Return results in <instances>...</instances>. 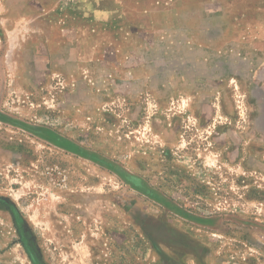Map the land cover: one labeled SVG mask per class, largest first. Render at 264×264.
Segmentation results:
<instances>
[{
  "label": "rangeland",
  "instance_id": "374dc122",
  "mask_svg": "<svg viewBox=\"0 0 264 264\" xmlns=\"http://www.w3.org/2000/svg\"><path fill=\"white\" fill-rule=\"evenodd\" d=\"M0 264H264V0H0Z\"/></svg>",
  "mask_w": 264,
  "mask_h": 264
},
{
  "label": "trees",
  "instance_id": "16d2710c",
  "mask_svg": "<svg viewBox=\"0 0 264 264\" xmlns=\"http://www.w3.org/2000/svg\"><path fill=\"white\" fill-rule=\"evenodd\" d=\"M47 135L49 136L48 138L45 139H57L59 142H63L65 144L66 147H64V149H66L67 151L69 150V147H74L76 149H74L75 154L76 155H81V156H85L87 155L86 151H81L79 148H77L76 146L73 145V143H71L70 141H68L67 139L62 138L60 135L56 134V133H51L50 130H46ZM51 137V138H50ZM90 154V153H88ZM95 157V158H94ZM98 159L97 155H93L91 157V160H95ZM109 162L107 160H104L103 162ZM110 163V162H109ZM112 164V163H110ZM117 173L119 174V176H122L126 181H128V183H131V185L137 189H144L146 196H149L157 201H159L160 199L156 197L157 193L156 191L150 187L146 182H144L140 177L132 175L131 173H128L127 171H125L124 169H122L121 167L118 166V170Z\"/></svg>",
  "mask_w": 264,
  "mask_h": 264
}]
</instances>
